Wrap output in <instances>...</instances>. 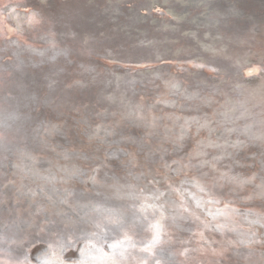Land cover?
Here are the masks:
<instances>
[{
    "label": "bare ground",
    "instance_id": "obj_1",
    "mask_svg": "<svg viewBox=\"0 0 264 264\" xmlns=\"http://www.w3.org/2000/svg\"><path fill=\"white\" fill-rule=\"evenodd\" d=\"M22 1L0 14V264L142 257L92 227L264 264V0Z\"/></svg>",
    "mask_w": 264,
    "mask_h": 264
},
{
    "label": "water",
    "instance_id": "obj_2",
    "mask_svg": "<svg viewBox=\"0 0 264 264\" xmlns=\"http://www.w3.org/2000/svg\"><path fill=\"white\" fill-rule=\"evenodd\" d=\"M156 2L158 0H155ZM154 1V3H151L150 6H146L144 5V8H147V13L149 14H156L158 12H161L164 10V7H162L160 4H156ZM161 2V1H160ZM158 1V3H160ZM2 6H5L4 9L2 10H8L10 11L11 9V14L12 11L17 9H21V10H25L28 6H30L29 2H24L22 0H2L0 2V14L1 13V8ZM3 12V11H2ZM4 14V13H3ZM159 14V13H158ZM165 15V14H164ZM11 16V15H10ZM9 16V17H10ZM166 16V15H165ZM3 25H6L5 22H2ZM4 27V26H3ZM5 31L7 33H12L11 28L9 27H4ZM264 57V55H263ZM65 60V57H63ZM101 59L105 62V63H111L110 59H108L107 57L102 56ZM206 205V203H204V206ZM99 233L96 235V238H94L93 236H91L92 233H96L95 232V228L92 227L86 231H84V234L87 235L88 237H92L95 241H94V245L96 247V245L98 247V250L101 251H110V252H119L120 249L122 248V250L124 249V251L126 252H131L133 253V251H138L141 252L140 255L143 257H139L136 256V259H133L131 261H129V259L127 260L126 263H130V264H174L175 262H173V255L175 252L179 253V259H184L185 255V249H184V242L178 243L176 242L172 248H168L167 245H165L164 241L160 239V244H155L156 241L152 240V236L147 233V232H142L139 233L138 235H132V236H122L120 235L118 237V234L116 233V235L114 236L113 234H109L108 231H101V230H97ZM259 232H257L256 235H258ZM89 234V235H88ZM118 237V238H117ZM132 238L131 240H129V238ZM127 241H125V240ZM81 241V242H79ZM82 239H80L79 237L74 239V244L76 242H79L80 244L82 243ZM38 242L43 243V241L41 239H38L35 243L33 244H29L27 249H32L35 244H38ZM77 243V244H79ZM66 248H63V250H65ZM61 252H64V251ZM119 250V251H116ZM66 251V250H65ZM4 253H6L4 251ZM27 253H29V250H27ZM37 253V252H35ZM113 254V253H112ZM120 255V254H118ZM124 256V255H121ZM42 257V255H41ZM65 258V257H64ZM175 259V258H174Z\"/></svg>",
    "mask_w": 264,
    "mask_h": 264
},
{
    "label": "snow or ice",
    "instance_id": "obj_3",
    "mask_svg": "<svg viewBox=\"0 0 264 264\" xmlns=\"http://www.w3.org/2000/svg\"><path fill=\"white\" fill-rule=\"evenodd\" d=\"M249 74H251V73H249Z\"/></svg>",
    "mask_w": 264,
    "mask_h": 264
}]
</instances>
